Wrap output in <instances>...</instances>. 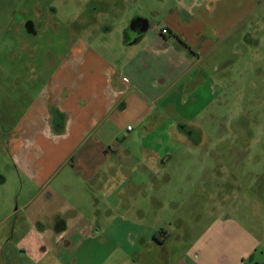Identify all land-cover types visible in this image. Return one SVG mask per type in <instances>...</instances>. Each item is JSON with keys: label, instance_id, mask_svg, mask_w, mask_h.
Returning <instances> with one entry per match:
<instances>
[{"label": "crops", "instance_id": "0c3cea01", "mask_svg": "<svg viewBox=\"0 0 264 264\" xmlns=\"http://www.w3.org/2000/svg\"><path fill=\"white\" fill-rule=\"evenodd\" d=\"M73 1H87L78 14L94 16L95 33L88 42L77 36L55 79L27 104L10 101L0 113V149L19 172L15 191L0 175V264H177L193 241L157 230L161 210L176 203L162 179L173 181L176 167L190 181L202 174L206 159L177 160L174 152L201 145L192 119L221 94L264 0H176L161 27L135 14L148 22L136 36L126 34L127 1ZM21 2L0 20L3 29ZM22 11L26 19L11 29L21 25L28 37L57 13Z\"/></svg>", "mask_w": 264, "mask_h": 264}, {"label": "rangeland", "instance_id": "374dc122", "mask_svg": "<svg viewBox=\"0 0 264 264\" xmlns=\"http://www.w3.org/2000/svg\"><path fill=\"white\" fill-rule=\"evenodd\" d=\"M15 1L21 0H0V20L10 15ZM124 1L129 17L139 14L157 27L163 24L165 11L176 6V0ZM86 2L56 0L42 5L22 0L11 14V27L0 25V113L6 112L10 101L22 108L45 80L55 79L57 65L77 36L89 41L96 19L78 14ZM35 5L49 14L51 9L57 12L35 26L44 28L38 36H26L21 25L19 31L11 29L26 19L22 9ZM61 15L73 18L64 20ZM254 15L258 26L253 41L247 49L237 48L230 77L219 87L221 94L210 97L192 119L203 129L201 145L191 151L183 145L174 152L177 160L206 159L202 174L193 172L190 181L176 167L173 181L162 179L163 190H169L176 203L161 210L156 228L175 230L177 238L193 241L187 259L177 264H264V1L257 3ZM18 173L6 150L0 149V175L7 178L8 190L18 188L17 180L12 181ZM219 227L224 231L220 233ZM207 238L213 242L205 243ZM218 238L222 241L216 242Z\"/></svg>", "mask_w": 264, "mask_h": 264}, {"label": "water", "instance_id": "95a60500", "mask_svg": "<svg viewBox=\"0 0 264 264\" xmlns=\"http://www.w3.org/2000/svg\"><path fill=\"white\" fill-rule=\"evenodd\" d=\"M131 23H134V24H137L138 23V26H139V29L137 32H134L133 35H138L140 33H143L147 28H148V22L146 19L144 18H141V17H136L134 18L132 21H130V24Z\"/></svg>", "mask_w": 264, "mask_h": 264}, {"label": "flooded vegetation", "instance_id": "af4514ba", "mask_svg": "<svg viewBox=\"0 0 264 264\" xmlns=\"http://www.w3.org/2000/svg\"><path fill=\"white\" fill-rule=\"evenodd\" d=\"M136 18L135 15L132 17V19H130L131 21ZM139 29V26H138V23L137 24H134V23H129V25L126 27V34L127 36L130 34H134V32H137Z\"/></svg>", "mask_w": 264, "mask_h": 264}, {"label": "built area", "instance_id": "2783aa9c", "mask_svg": "<svg viewBox=\"0 0 264 264\" xmlns=\"http://www.w3.org/2000/svg\"><path fill=\"white\" fill-rule=\"evenodd\" d=\"M161 32L165 33L166 29H162ZM128 129L130 128V126L127 127Z\"/></svg>", "mask_w": 264, "mask_h": 264}]
</instances>
